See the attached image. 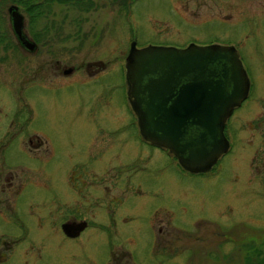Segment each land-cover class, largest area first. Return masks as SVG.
Here are the masks:
<instances>
[{
    "label": "rangeland",
    "instance_id": "1",
    "mask_svg": "<svg viewBox=\"0 0 264 264\" xmlns=\"http://www.w3.org/2000/svg\"><path fill=\"white\" fill-rule=\"evenodd\" d=\"M112 2L103 0L88 11L53 5L46 22L55 27L63 24L58 35L50 26L36 51L16 43L20 55L8 49L4 63H0V108L4 113L0 184L6 174L18 188L7 189L0 198L13 191L8 198L24 205L15 213L23 226L0 218V233L24 237L21 247L28 245L35 232L45 236L53 219L47 206L54 208L78 196L69 186L68 174L73 172L74 181L80 184L79 174L90 181L91 173L103 177L110 166L118 171L120 182L128 166L139 169L128 177L138 184L139 191L130 190L124 198H142L176 211L179 202L172 195L180 172L162 153L155 158L149 150L148 155L155 159L144 162L146 150L138 144L136 120L125 97L124 57L132 40L136 47L221 43L235 48L249 88L247 98L224 122L233 146L214 164L213 172L220 167L222 173L210 180L194 178L206 196L201 208L197 203L192 208L195 230L200 233L221 225V218L211 212L212 202L222 198L224 183L231 188L224 199L229 241L223 244L221 237L208 233L209 238H199L197 246H226L231 253L242 247H264V180L246 170L254 146L263 140L260 131L264 127L257 124L264 123V0H135L127 10ZM4 18L11 30L6 12ZM23 21V30L30 38L25 15ZM43 24L44 18L36 20L32 30H42ZM48 47L54 54L47 52ZM65 67L73 70L61 74ZM34 136L41 144L30 151L28 139ZM93 136L99 142H94ZM29 204L31 207L26 206ZM81 239L83 263L88 264V257L99 263V249L106 244L95 238ZM7 253L0 264H17ZM39 256L38 264L51 262L46 249H41Z\"/></svg>",
    "mask_w": 264,
    "mask_h": 264
},
{
    "label": "flooded vegetation",
    "instance_id": "2",
    "mask_svg": "<svg viewBox=\"0 0 264 264\" xmlns=\"http://www.w3.org/2000/svg\"><path fill=\"white\" fill-rule=\"evenodd\" d=\"M15 42L21 45L16 38ZM34 44L33 51H36L37 44L35 42ZM0 57L2 58L0 63H4V56L1 54ZM62 70L61 74H63ZM1 110L0 108V124L4 125V113ZM257 125L260 128L264 127V123ZM260 133H263L262 143L254 146V153L248 158L249 167L246 170H250L253 175H262L264 180V128ZM223 134L228 143L224 153L226 154L233 143L230 140L231 133L226 130L225 124ZM95 137L93 136L92 140L99 142ZM115 142L111 144V149ZM28 144L31 145L28 150L32 151L31 148L37 150L41 143L39 138L34 136L28 139ZM138 144L146 150L145 154L143 153L145 163L154 161L157 154L162 153L168 156L179 170L177 186L172 195L179 202L176 211L166 205L151 203L142 198H124L128 196L130 190L139 191L138 184L131 183L128 178L139 170L132 166H128L125 170L123 182L118 181V171H115L113 166L109 167L111 169H108L109 172L104 173L103 177L95 172L91 173L90 181L79 174L80 184L74 181L72 172L68 174L69 186L72 187L75 196L76 193L78 196L64 200L56 204L54 208L47 206V213L53 218L51 230L45 236L35 232L26 247L23 244L22 247L19 246L24 237L19 239L10 235V232L2 231L0 258L9 252L7 257L13 256L17 264H38L39 251L46 249L51 257V262L47 264H84L85 250L81 239L84 237L86 240L95 238L106 244L99 249L100 262L97 264H264V247H242L231 253L226 246L221 249L197 246L199 238H209L208 233L210 236L221 237L223 244L229 241L227 236L230 234V221L225 219L224 213V207L228 205L224 199L228 189H231L227 187L228 183L223 184L222 198L212 202L211 212L215 217L221 218V225L213 226L208 232L200 233L195 230L196 217L192 213L194 204H200L201 208L206 199L202 187L195 183L194 178L210 180L220 175L221 168L219 167L216 172H213V168L224 154L208 169L192 172L182 168L166 148L144 141L140 136H138ZM149 150L155 153L154 159L148 155ZM230 163L233 165L231 160ZM232 169L237 170L234 167ZM8 175L11 177L10 173ZM9 179L6 178V174L2 178L0 194L12 188L13 191H18ZM235 180L237 175H234ZM236 191L240 192L238 188ZM9 195L5 196V199L0 198L2 209L0 218L4 223L22 227L15 213L22 211L23 201L11 200L8 198ZM26 206L31 207L30 204ZM10 215L14 218L12 219ZM67 237L71 239L66 241ZM91 260L93 259L90 257L86 259L88 264H96Z\"/></svg>",
    "mask_w": 264,
    "mask_h": 264
},
{
    "label": "water",
    "instance_id": "3",
    "mask_svg": "<svg viewBox=\"0 0 264 264\" xmlns=\"http://www.w3.org/2000/svg\"><path fill=\"white\" fill-rule=\"evenodd\" d=\"M6 12L15 37L33 52L18 7L8 5ZM124 62L126 98L141 138L166 148L186 170L211 167L228 147L224 122L247 95V77L235 48L194 43L137 48L132 40ZM72 70L65 67L62 73Z\"/></svg>",
    "mask_w": 264,
    "mask_h": 264
},
{
    "label": "trees",
    "instance_id": "4",
    "mask_svg": "<svg viewBox=\"0 0 264 264\" xmlns=\"http://www.w3.org/2000/svg\"><path fill=\"white\" fill-rule=\"evenodd\" d=\"M134 1L135 0H113L114 3L119 2L121 8L124 10H127L129 5H131ZM102 3L103 0H0V49L1 54L4 56V60L8 55V49H10L12 53L15 52L18 56L20 55V48H18V45L15 42L16 37L13 34L12 30H9L7 25L5 24L4 14L8 5H16L18 7L19 12H21L23 16L25 15L28 21V31L29 34H31V36H29L37 44L40 43L41 38L46 35L48 27L51 26L54 28L55 36H57L58 32L62 29V23H59L58 27H55L54 25H48V23L46 22V14L51 11L53 5H64L73 10L75 9L79 11H88L96 7V4L101 5ZM43 18L44 24L42 30H32L34 22L38 19ZM41 32H43V34ZM47 52L51 55L54 54L52 48L50 50L49 47ZM0 61H2L1 57Z\"/></svg>",
    "mask_w": 264,
    "mask_h": 264
}]
</instances>
